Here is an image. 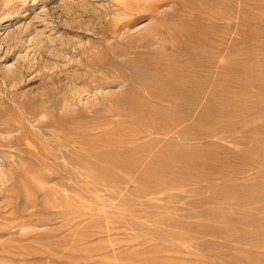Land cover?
<instances>
[{"label": "rangeland", "instance_id": "obj_1", "mask_svg": "<svg viewBox=\"0 0 264 264\" xmlns=\"http://www.w3.org/2000/svg\"><path fill=\"white\" fill-rule=\"evenodd\" d=\"M152 1L0 0V264H264V0Z\"/></svg>", "mask_w": 264, "mask_h": 264}, {"label": "bare ground", "instance_id": "obj_2", "mask_svg": "<svg viewBox=\"0 0 264 264\" xmlns=\"http://www.w3.org/2000/svg\"><path fill=\"white\" fill-rule=\"evenodd\" d=\"M155 1L156 0H154V1H152L153 2V4H155ZM152 2H151V4L150 5H152L153 6V4H152ZM157 3V2H156ZM154 8H155V6H153ZM67 91V90H66ZM70 104V103H69Z\"/></svg>", "mask_w": 264, "mask_h": 264}]
</instances>
